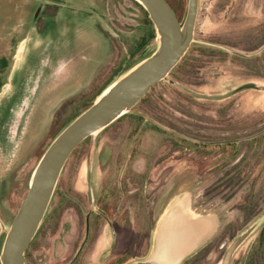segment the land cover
Instances as JSON below:
<instances>
[{
	"label": "rangeland",
	"instance_id": "374dc122",
	"mask_svg": "<svg viewBox=\"0 0 264 264\" xmlns=\"http://www.w3.org/2000/svg\"><path fill=\"white\" fill-rule=\"evenodd\" d=\"M166 1L182 22L187 0ZM137 3L0 0V249L52 137L92 103L100 85L156 49ZM120 117L68 157L48 206L49 213L61 210L60 226L49 233L42 220L26 264H127L145 254L175 202L212 225L182 264H222L228 245L249 227L230 264H264V0H198L186 52ZM110 171H123V184L107 181ZM112 188L126 202L103 212ZM99 212L107 220L92 223V236L79 245L85 217ZM136 231L142 245L124 252ZM77 236L78 253L87 249L82 263L65 257Z\"/></svg>",
	"mask_w": 264,
	"mask_h": 264
},
{
	"label": "water",
	"instance_id": "95a60500",
	"mask_svg": "<svg viewBox=\"0 0 264 264\" xmlns=\"http://www.w3.org/2000/svg\"><path fill=\"white\" fill-rule=\"evenodd\" d=\"M136 1L153 23L156 49L110 82L45 148L6 230L0 249L1 264H26L25 250L44 218L72 151L89 135L130 111L151 86L165 78L188 49L193 39L198 0H187L182 22L166 0ZM184 205L175 202L168 207L154 228L149 254L128 264H181L198 248L210 235L212 225L206 217L193 215ZM253 229L247 228L228 245L222 264H229L236 248Z\"/></svg>",
	"mask_w": 264,
	"mask_h": 264
},
{
	"label": "trees",
	"instance_id": "16d2710c",
	"mask_svg": "<svg viewBox=\"0 0 264 264\" xmlns=\"http://www.w3.org/2000/svg\"><path fill=\"white\" fill-rule=\"evenodd\" d=\"M137 4H139V3H137ZM139 6H140V8L144 11V14H145V21L147 22L146 24H150V26L152 27V32H151V38H154V36H155V31H154V27H153V24H152V22H151V20L149 19V17H148V13H147V11L143 8V6H141L140 4H139ZM147 57V56H146ZM96 79V78H95ZM111 82V80H106L105 82H104V84L103 85H100V88L98 89V91H97V93H95V97L109 84ZM146 94V93H145ZM144 96V95H143ZM95 97H94V99H95ZM93 99V100H94ZM91 104V103H90ZM89 104V105H90ZM89 105H86V107H88ZM79 114V113H78ZM77 114V115H78ZM77 115H75V116H77ZM74 116V117H75ZM73 117V118H74ZM72 118V119H73ZM121 117H119V119H120ZM71 119V120H72ZM119 119H116L114 122H112L110 125H108V126H111V125H113V124H115V123H117L118 121H119ZM70 120V121H71ZM69 121V122H70ZM108 126L107 127H105V128H108ZM63 128V127H62ZM61 128V129H62ZM60 129V130H61ZM59 130V131H60ZM59 131H58V133H59ZM135 133V132H134ZM144 134V133H143ZM57 134H55V136H56ZM142 135V133H138L133 139L134 140H132V143H131V146L129 147L128 146V144L127 143H129V141L132 139V135H131V138H128V140L124 143V145L123 146H127V147H129V149L127 150V151H125L124 152V155H125V157H124V166H127L128 165V163H129V161H130V158H131V155H132V147H133V144H136L137 143V137H139V136H141ZM54 136V137H55ZM54 137H52V139L54 138ZM51 139V140H52ZM85 140V139H84ZM83 140V141H84ZM82 141V142H83ZM51 142V141H50ZM82 142L72 151V153L70 154V155H72L77 149H78V147L82 144ZM48 146V145H47ZM117 154H118V152H117ZM123 171H119V173H117V172H113V171H110V174L111 175H113L114 176V178H112L113 180H114V183H117V180L119 179L120 181H121V179H122V182H120V183H122L123 184V180H124V177H123V173H122ZM116 173V174H115ZM113 190H114V188H112ZM115 191V190H114ZM118 192H120V191H118ZM118 192L117 191H115V193L117 194V196L115 195V193H113V198L111 197L108 201H102L100 204H101V206H102V211L104 212L106 209L108 210V209H113L115 206H117V201H121L122 203H125L126 201L123 199L124 198V194L122 193V196L120 197V198H118ZM125 201V202H124ZM79 204V203H78ZM125 206V205H124ZM48 209H49V207H48ZM47 209V211H46V213H45V216H44V218H48L47 219V221H46V229L48 230H54V228L56 227V225L58 224V222H59V219H60V217H61V214H60V209L58 208L57 210H55L54 212H50L49 213V210ZM99 214V215H98ZM97 214V217H96V220H95V224H98L100 221H102L103 219H104V217L102 216V214H100V213H98ZM105 214V213H104ZM87 217V216H86ZM85 217V218H86ZM44 220V219H43ZM85 220V219H84ZM88 221H89V218H88ZM43 222V221H42ZM92 222V221H91ZM42 224L43 223H41L40 225H39V227H38V229H37V231H36V233H35V235H34V237L32 238V240L35 238V236L37 235V233L39 232V230H40V228H41V226H42ZM88 230L89 229H85V231H84V239L85 238H87V236L89 235V232H88ZM136 233H137V247L139 248L141 245H142V240H140V235H139V233H140V231L138 232V231H136ZM32 240L30 241V243H29V245H28V247L26 248V250H25V261H26V253H27V249L29 248V246H30V244L32 243ZM147 246H148V244H147ZM1 264V263H0Z\"/></svg>",
	"mask_w": 264,
	"mask_h": 264
},
{
	"label": "crops",
	"instance_id": "0c3cea01",
	"mask_svg": "<svg viewBox=\"0 0 264 264\" xmlns=\"http://www.w3.org/2000/svg\"><path fill=\"white\" fill-rule=\"evenodd\" d=\"M107 175V174H106ZM105 175V176H106ZM108 176H109V178L107 179V178H105L107 181H109L110 179H111V181L112 182H114V180L111 178L113 175H111L110 173L108 174ZM60 178V177H59ZM59 181V180H58ZM136 197H137V200L139 201V199H140V194H137L136 195ZM141 201V200H140ZM100 214H102V216L104 217V219L102 220V221H100L95 227H97V226H101L103 223L102 222H104L105 221V219H106V217H105V215H104V213H101V212H99ZM45 216V215H44ZM44 219V218H43ZM60 219H61V217H60ZM60 219H59V222H60ZM107 220V219H106ZM59 222H58V224L56 225V227L54 228V230H49L48 229V231H49V233H54L55 232V230L57 229V227L59 228ZM78 222L80 223V218H78ZM42 223V222H41ZM90 236H92V233H90ZM89 236V237H90ZM96 237V235L93 237V238H95ZM152 237H153V234H152ZM152 237H151V243H152ZM84 238V236L82 237V239ZM150 239V238H149ZM131 240H132V236L130 237V239L128 240V244H129V246L131 245L130 244V242H131ZM206 240V239H205ZM204 240V241H205ZM77 241H78V236H77V239H74V241H73V243H72V245H68V248H67V254L65 255V257H69V261H71L72 259H74V258H77V259H79V261H80V263H82V262H84V256H85V252L87 251V249H85V248H83L79 253H76V244H77ZM82 241V240H81ZM80 241V242H81ZM203 241V242H204ZM80 242H79V245H80ZM148 244H150V243H148ZM202 244V243H201ZM200 244V245H201ZM200 245L198 246V248L200 247ZM58 246V248L56 247V249L54 250V252H55V254H56V256H59V258H58V260H60L61 258H63V255H62V253H61V250H59V245H57ZM85 246V245H84ZM197 248V249H198ZM138 249V248H137ZM150 249H151V244L149 245V247H147V249H146V252H145V254L143 255V254H138V253H136V254H131V256H134V257H137V256H141V255H143V256H141L140 258H144V257H146L148 254H149V252H150ZM197 249L194 251V252H191L188 256H191L192 254H194L196 251H197ZM75 250V251H74ZM188 256L187 257H185L184 259H183V261H182V263L184 262V260H186L187 258H188ZM140 258H138V259H140ZM131 262V261H130ZM129 263V262H128ZM127 263V264H128ZM181 263V264H182Z\"/></svg>",
	"mask_w": 264,
	"mask_h": 264
},
{
	"label": "flooded vegetation",
	"instance_id": "af4514ba",
	"mask_svg": "<svg viewBox=\"0 0 264 264\" xmlns=\"http://www.w3.org/2000/svg\"><path fill=\"white\" fill-rule=\"evenodd\" d=\"M255 2H256V0H254ZM95 220H96V217H92V218H90L89 217V221H88V217H86L85 218V221H84V226H83V232L85 231V229L87 228V229H91V225H92V223L94 224V222H95ZM92 221V222H91ZM90 227V228H89ZM93 227L95 228V224L93 225ZM261 232L258 234L259 235V247H261L262 249H264V225L261 227ZM83 236H84V233H83ZM82 236V237H83ZM90 237H89V235L87 236V238H81V242H80V245L81 244H83L84 245V243L86 244V242H87V240L89 239ZM137 233L135 232L133 235H132V240H131V242H130V246H129V244H128V247H127V250L126 251H124V252H129V250H131V249H133L134 248V250L137 248ZM127 243H129V242H127ZM131 247H133V248H131ZM78 249L80 250V247H78ZM78 249L76 250V253H78ZM75 251V250H74ZM197 252V251H196ZM231 261V260H230ZM229 264H230V262H229Z\"/></svg>",
	"mask_w": 264,
	"mask_h": 264
}]
</instances>
